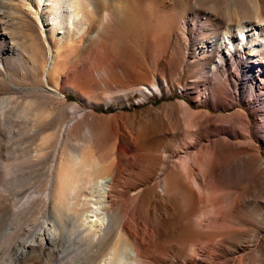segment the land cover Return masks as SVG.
<instances>
[{
  "label": "rangeland",
  "instance_id": "1",
  "mask_svg": "<svg viewBox=\"0 0 264 264\" xmlns=\"http://www.w3.org/2000/svg\"><path fill=\"white\" fill-rule=\"evenodd\" d=\"M25 1L0 0V264L95 262L80 226L100 191L92 183L83 190L81 223L68 207L93 168L96 178L112 180L105 205L120 221L114 237L122 229L128 237L154 233L162 178L184 157L192 119L210 124V139L236 134L247 147L252 139L264 160V87L231 75L250 59L212 78L195 63L209 37L264 16V0H85L90 29L65 40L43 31L44 14L25 17ZM178 24L188 47L176 44ZM215 80L229 85L224 104L209 92ZM149 118L169 130L151 149L138 139ZM256 188L263 192L264 183ZM204 213L200 206L192 217ZM261 224L245 213L235 225L252 231ZM222 237L181 232L168 244L143 238L138 249L145 264H220ZM116 256L112 264H133L123 249Z\"/></svg>",
  "mask_w": 264,
  "mask_h": 264
},
{
  "label": "bare ground",
  "instance_id": "2",
  "mask_svg": "<svg viewBox=\"0 0 264 264\" xmlns=\"http://www.w3.org/2000/svg\"><path fill=\"white\" fill-rule=\"evenodd\" d=\"M31 1L38 3L39 8H34L32 3L25 1L26 5L29 4L26 6L28 10L21 12L25 17L34 14L40 18L39 15L44 14L42 27L47 35L53 30H58L59 38L65 40L74 29H77V32L90 29L83 12L85 0ZM21 5L24 6V3ZM246 19L242 24L229 27L222 38L211 36L206 44H199L201 55L196 58L195 63L207 67L206 70L212 78L220 73V70L223 72L230 70L249 58L250 67L242 64V72H232L231 75L242 83L248 81L254 86L257 81L264 87V16L258 14ZM4 24L1 22L2 26ZM5 28L7 29L6 26ZM178 30L179 24L176 29V44L188 47ZM245 50L250 55L244 56ZM182 55L187 56L186 52H182ZM214 83L215 85L208 88L209 92L218 104H224V94L228 92L229 85L226 81L215 80ZM185 109L191 112L186 105ZM188 127V131L194 136L182 146L185 148L184 157L178 164L164 172L162 188L165 194L163 199L157 200L163 209L155 212L157 219V223L154 220L155 232L144 235L143 238L150 237L155 239L151 241L160 240L168 244L171 238H178L181 232L188 237L206 235L210 237L221 234L223 243L215 250L220 264H264V224L252 231L235 225L242 220L245 213L252 216L253 220L264 221L262 209L264 202L261 201L264 191L261 192L256 188L264 183V160L261 153L256 151L252 139L247 140L248 148L236 134L225 133L222 137L221 133H217V138L210 139L207 133L210 124L197 122L196 118L188 123ZM168 131L167 126L161 121L149 118L140 124L138 139L151 149L156 139L167 136ZM96 171L93 168L81 179L79 188L72 190V202L68 205L71 212L80 214L78 222L81 223L83 205H85L81 199L83 190L92 183V188L100 191L98 198H92L94 201L90 202L92 209L86 212L85 224L80 226L83 228L80 230L82 236L89 237L94 249L93 264H112L117 257L118 249L125 250L127 255L129 253L135 260L132 259L133 264L136 260L144 263L141 261L144 258L142 259L138 249L143 243L140 235L128 237L122 229L119 236L114 237V224L120 221L118 217H113L105 205L112 180L105 176L96 178L98 175ZM67 180V176L63 177L61 183L65 184ZM242 184H245L244 187H241ZM60 191L62 192L63 189ZM180 198L184 206L177 205L176 200ZM200 206L204 208L205 213L194 219L192 215ZM179 211L183 214L181 215ZM206 221H211L212 224L207 225ZM105 255L106 258L102 259ZM119 261L121 264V260Z\"/></svg>",
  "mask_w": 264,
  "mask_h": 264
}]
</instances>
